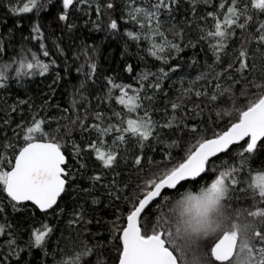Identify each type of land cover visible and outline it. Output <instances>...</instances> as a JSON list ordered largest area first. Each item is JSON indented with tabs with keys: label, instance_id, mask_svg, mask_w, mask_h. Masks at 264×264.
<instances>
[{
	"label": "snow or ice",
	"instance_id": "snow-or-ice-1",
	"mask_svg": "<svg viewBox=\"0 0 264 264\" xmlns=\"http://www.w3.org/2000/svg\"><path fill=\"white\" fill-rule=\"evenodd\" d=\"M0 6L13 18L11 27L0 21L3 93L13 85L27 93L38 77L58 86L73 68L77 81L69 105H55L56 116L49 99L4 100L0 107V264H21L9 210L29 209L39 222L27 247L51 255L52 264H108L109 251L112 264H264V167L253 166L264 154V0H0ZM53 12L57 28L46 29L42 21ZM84 28L135 46L139 63H124L127 77H101L98 46L75 43ZM188 48L205 54L203 62L191 61L198 74L181 78L179 88L175 81L166 86ZM89 160L90 185L80 186ZM122 165L135 181L118 179ZM237 193L244 203L235 202ZM68 195L84 203L72 208L73 234H61L51 249L52 218L66 214ZM101 197L113 209L107 244L89 227L101 223L91 215Z\"/></svg>",
	"mask_w": 264,
	"mask_h": 264
},
{
	"label": "trees",
	"instance_id": "trees-1",
	"mask_svg": "<svg viewBox=\"0 0 264 264\" xmlns=\"http://www.w3.org/2000/svg\"><path fill=\"white\" fill-rule=\"evenodd\" d=\"M3 19H8L9 20L8 27H11V19L13 18H9L6 13V10L2 6H0V21H2ZM54 19H55V12H53L52 16L46 17L42 21L46 29L49 24H51L53 28H57V26L53 23ZM93 19H95L94 16ZM27 24L28 21L25 20L24 21L25 29H27ZM80 24L83 27V20L80 21ZM3 30L4 29L0 27V31ZM26 34L27 31H25V35ZM56 35L60 36V32L58 30L56 32ZM77 35L79 37V39L75 41L77 45H79L80 41L83 40L86 44H95L98 46L99 52L97 55V63L99 66L101 77H103L105 74L108 76L122 75L124 77H127V73L122 72V66L124 65V63L127 62V63H132L134 65L139 63L137 59L138 49H136L135 46L126 49L124 41L119 36H111L107 34L105 31L89 32L87 28H84V30L78 33ZM64 40L66 44L71 43V41L68 40L66 35L64 37ZM193 58L199 59L201 62H203V60L205 59V54L203 52H199L198 50H194L191 48L186 49L181 56L180 70L173 75L172 80L166 82V86L169 84H173V82L175 81L174 89L179 88L181 78H183L184 81L187 82L189 76L194 77L196 74H198V66L191 64ZM175 63L176 61H173V64ZM137 70H139V68ZM75 77H76V73L73 68L71 71V75L65 76V78L59 82L58 86L52 85V88L49 87V85L52 84V80L50 77H45V78L38 77L33 83L27 86L28 88L27 93H25L24 90L19 89L18 86L16 85H13V90L8 92L7 94L3 93V91L0 90V107H3L4 100H7L8 103H13L17 99H27L28 97H31L36 104H40L44 99H49L51 100V103L53 105V107L49 109V111L52 113L53 116H56L58 115V112L55 109L56 104H60L62 107H67L70 103L73 85L77 83ZM53 89H55V94H53ZM172 94L175 95L174 90ZM93 103H95V101H93ZM12 115L15 116L16 119H19V116L16 115L15 113ZM4 116L5 113L3 111H0V127L3 126ZM205 119H207V116H205ZM193 122L195 123L196 121L193 120ZM223 127H224V123L218 124L217 126L218 129H221ZM209 134L211 133L209 132ZM0 135H2V132H0ZM9 135H11L10 131H9ZM77 139H79L78 133H77ZM149 155L152 154L149 153ZM69 163L75 165V161L71 159V157L69 158ZM88 164H89L88 171L83 176H78L80 186L87 187L90 185V181L88 180L87 177L92 170V161L89 160ZM253 166L255 169H260L264 167V154L258 155L257 160L254 162ZM118 170L121 172V176L118 178L121 182L136 180L135 175H129L123 171V165ZM108 178L111 179V176H109ZM201 183H203V181ZM236 195L239 199L238 201L235 202L238 203L245 202L244 194L237 193ZM88 200L90 204L91 197H89ZM101 200H102L101 203L96 205H91L92 207L98 209L95 213H92L91 215L100 217L101 223L96 224L94 220L93 224L90 225L89 227H91L93 233H99L102 242L107 244V240H104V238L108 237L109 234L107 231V224L105 222L112 218L113 209L109 207H105V204L107 202L106 197H101ZM83 203H84L83 196L77 197L74 195H68L65 198L63 206L66 208V214L60 218H52V224L57 231L55 235L52 237V240L49 242L51 249H55L56 241L61 236V234H63L65 238L69 234H73L72 230L76 226L72 225L70 227L68 224V221L72 219V208L76 207L78 204H83ZM9 211H10V215L8 219L10 223L17 226L19 233L20 247L21 249H23V251H20L19 253L21 257V264H52L51 255H48L46 257L44 252H42L40 249L37 248L29 249L27 247L28 233L31 230L32 225L35 224L38 226L39 216L33 218L30 209L27 211H20L16 213H11V210ZM2 222L3 221H0V223ZM88 239L90 240L93 239V235L91 233L89 234ZM0 242H2V238H0ZM105 255L108 258V264H112V258L115 256V252L109 251ZM13 264H15V260H13Z\"/></svg>",
	"mask_w": 264,
	"mask_h": 264
}]
</instances>
